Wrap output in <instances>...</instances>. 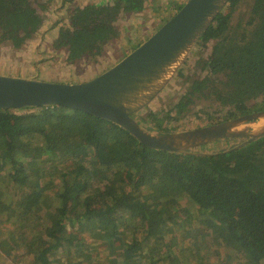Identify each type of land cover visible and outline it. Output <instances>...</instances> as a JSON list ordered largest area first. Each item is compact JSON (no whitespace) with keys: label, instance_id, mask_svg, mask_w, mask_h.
I'll return each mask as SVG.
<instances>
[{"label":"trees","instance_id":"obj_1","mask_svg":"<svg viewBox=\"0 0 264 264\" xmlns=\"http://www.w3.org/2000/svg\"><path fill=\"white\" fill-rule=\"evenodd\" d=\"M30 2L0 0V41L15 49L43 24ZM237 4L229 0L196 44L215 42L209 74L223 77L227 92L207 96L234 108L222 119L203 112L195 127L248 114L247 103L264 95V0L232 28ZM143 8V0L77 7L53 48L66 49L69 64L97 56L118 37L119 14ZM19 110H0V264L16 251L33 264L52 254L70 264H230L231 255L264 264V135L212 156L170 154L77 110ZM135 116L164 133L182 119Z\"/></svg>","mask_w":264,"mask_h":264},{"label":"water","instance_id":"obj_2","mask_svg":"<svg viewBox=\"0 0 264 264\" xmlns=\"http://www.w3.org/2000/svg\"><path fill=\"white\" fill-rule=\"evenodd\" d=\"M229 0H187L168 21L111 68L83 83L63 84L0 75V110L63 107L108 121L143 147L170 154L212 156L193 149L264 135V111L181 132L149 130L135 115L163 90Z\"/></svg>","mask_w":264,"mask_h":264},{"label":"rangeland","instance_id":"obj_3","mask_svg":"<svg viewBox=\"0 0 264 264\" xmlns=\"http://www.w3.org/2000/svg\"><path fill=\"white\" fill-rule=\"evenodd\" d=\"M51 1L31 0L30 6L43 18L40 31L35 33L31 39L26 40L17 49L13 47L10 41H0V75L22 78L27 74L36 73V69L39 68L41 71L37 73L36 79L40 81L47 79L49 81L45 82L63 84L83 83L111 68L130 53L138 43L153 34L164 21L175 15L176 11L170 9L173 3L183 5L187 2V0H143L144 8L142 10L118 16L115 25L119 35L117 38L103 45L102 52L99 55L85 57L74 64H69L66 61L67 50L54 49L53 45H51V40L56 35L57 30L59 31V29L69 26V20L77 6L75 4H67L68 8L62 10L65 2H62L59 8V2H57V7H53ZM84 1L90 3V0ZM252 3L253 0H238L235 12L230 19L232 28L237 25H243L247 21ZM41 6L50 7L51 10L44 12ZM226 8L227 5L223 8L222 13H226ZM53 24L55 27L51 29ZM214 50V41L206 45H195L163 90L147 107L137 114L149 115L150 113L169 112L172 116L182 117L178 122L165 124L168 128L174 129V131L170 132H181L199 128L195 127L194 123L197 118L201 119L204 114L203 112L210 114L215 119L224 118L229 109L234 107L222 105L217 98L207 96L211 89L223 93L227 92L224 86L225 79L221 76L209 74L208 62ZM37 51H42V53H38L36 56ZM52 52L55 56L49 54ZM247 105L249 107L264 105V95L260 96L256 101L248 102ZM14 111L16 113L21 112V110ZM134 117L138 120L137 116ZM243 140L241 138L224 139L204 145L205 147L197 148L193 151L217 153L228 150L230 149L229 147H234ZM208 238L206 237L204 240L209 242ZM14 245H16V242ZM18 252L20 251L14 253V259L9 264H33L31 258L23 252H20L22 255L18 261L16 259ZM231 256L229 259L230 264H240L237 261L239 257ZM63 263L70 264L68 257L57 261L54 254L50 256L49 264Z\"/></svg>","mask_w":264,"mask_h":264},{"label":"crops","instance_id":"obj_4","mask_svg":"<svg viewBox=\"0 0 264 264\" xmlns=\"http://www.w3.org/2000/svg\"><path fill=\"white\" fill-rule=\"evenodd\" d=\"M57 2H59V5L57 4ZM65 3H64V6H63V8H62V10H64V9H67L68 8V5L67 4H75L77 7H79V8H81V7H83V6H85V5H87L88 3L87 2H85L84 0H67V1H64ZM90 2H93V3H100L101 4V2H102V0H90ZM61 3H62V0H52L51 1V4H52V6L53 7H57V5H58V7L60 8L61 7ZM54 9H56V8H54ZM51 9H50V7L49 8H47V10H44V12H49ZM62 21H63V19H62ZM63 22H65V21H63ZM57 34H58V30H57V33H56V35L55 36H53V39L51 40V45H53V42H54V40L56 39V37H57ZM45 35V34H44ZM40 43H42V42H40ZM38 53H42V51H37L36 52V56H37V54ZM50 55H52V56H55V54L52 52V53H49ZM39 71H41L39 68L38 69H36V73H33V74H27L26 76H23L22 78H37V73L39 72ZM43 80H45V81H49V80H47V79H43Z\"/></svg>","mask_w":264,"mask_h":264},{"label":"flooded vegetation","instance_id":"obj_5","mask_svg":"<svg viewBox=\"0 0 264 264\" xmlns=\"http://www.w3.org/2000/svg\"><path fill=\"white\" fill-rule=\"evenodd\" d=\"M113 0H102L101 4H111ZM87 5H92V6H99L100 3H93V2H90L88 3ZM86 6V5H85ZM84 7V6H83ZM82 8V7H81ZM120 15V14H119ZM118 19V18H117ZM119 34V33H118ZM146 40V39H145ZM143 40V41H145ZM142 41V42H143ZM141 42V43H142ZM135 49V48H134ZM215 55V52H213V55L212 57L210 58L209 62H208V66H210V62L212 61L213 57ZM230 106V105H229ZM249 109H251V111L249 113H255V112H259V111H264V105H261V106H258V107H249L248 105H246Z\"/></svg>","mask_w":264,"mask_h":264}]
</instances>
